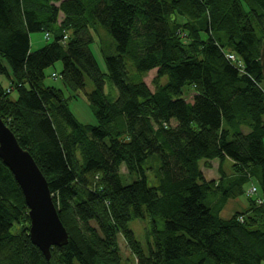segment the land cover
<instances>
[{
	"label": "trees",
	"instance_id": "16d2710c",
	"mask_svg": "<svg viewBox=\"0 0 264 264\" xmlns=\"http://www.w3.org/2000/svg\"><path fill=\"white\" fill-rule=\"evenodd\" d=\"M39 32L50 42L33 51ZM107 33L115 54L105 73L90 44ZM263 43L264 0H0V76L10 80H0V117L48 181L69 236L47 260L0 158V264H124L120 237L134 264H264ZM59 61L73 92L92 80L96 125L79 122L63 90L45 83ZM215 160L219 178L207 180L201 165ZM124 174L138 177L125 184ZM241 196L247 206L223 218ZM146 214L148 253L129 227Z\"/></svg>",
	"mask_w": 264,
	"mask_h": 264
},
{
	"label": "rangeland",
	"instance_id": "374dc122",
	"mask_svg": "<svg viewBox=\"0 0 264 264\" xmlns=\"http://www.w3.org/2000/svg\"><path fill=\"white\" fill-rule=\"evenodd\" d=\"M95 37H96L95 41L90 44V48L99 64V67L103 72L106 73L107 67L105 63V57L110 54H115L114 39L108 33L106 37L101 39L96 34ZM48 42H50V39L49 40L45 39L43 32L33 33L31 35V50L33 51L38 50L41 47L45 46ZM3 63L5 64V66L8 67L9 72L11 73V69L8 66V64L5 61H3ZM62 68H63V64L61 61L57 62L54 66L48 68L46 70L45 83L49 86H54L56 88H60L63 90L65 96L68 97L69 107L79 122L83 124L96 125L97 119L89 106V101L87 98V94L92 92L94 89V84L92 80L88 76H85V81H86L85 89L77 92L76 91L73 92L69 88L65 87L62 79L59 76L60 72L62 71ZM53 73H57V77L52 76ZM156 75H157V69H154L151 70L148 73V75L145 77L146 83L152 90H154L153 79L156 77ZM0 80L2 81L5 87H8L10 85V80L7 76L5 75L0 76ZM110 90H112V86L110 82L107 81L105 85V92H109ZM184 92H185V96L186 95L188 96L187 98H191V96L194 94V91H192V89L189 87H185ZM10 98L11 100H16L18 98V92L16 90H13L10 94ZM211 163H212V167L210 168H206L205 166L201 165V169L204 172V175L207 180L219 178L218 160H215ZM231 164H232V160L230 159L227 160L225 164L226 172L229 174H231L230 173ZM158 165H159V160L156 155L151 156L147 160V164L145 165L148 167L150 166L152 167L146 170V174L148 177V184L150 186L157 185V178L155 176H156V168ZM122 171L124 173H127L124 166L122 168ZM137 177L138 176L136 174H133L131 176L124 174L123 181L125 184H128L131 183L133 180H135ZM252 185L258 186V182L255 178H253L252 181L247 183L245 185V188L248 189V187ZM247 204L248 201L246 199V196H241L236 200L231 199L228 201L225 208L221 211V216L225 219L230 218L235 211L243 209L245 206H247ZM156 221L159 228L162 229L164 227L163 220L157 218ZM129 227L135 233L136 238L141 242L145 252L148 253L149 243L153 242V235L151 233L152 222L149 214H146L145 217L143 218L132 220L129 223ZM119 239H120L119 243H120L121 252L125 259L124 264H134L135 261L134 255H132L131 250L129 249L123 238L120 237Z\"/></svg>",
	"mask_w": 264,
	"mask_h": 264
},
{
	"label": "water",
	"instance_id": "95a60500",
	"mask_svg": "<svg viewBox=\"0 0 264 264\" xmlns=\"http://www.w3.org/2000/svg\"><path fill=\"white\" fill-rule=\"evenodd\" d=\"M260 60L264 73V43ZM0 158L21 187L29 208L31 241L50 260L52 247L68 243V232L59 217L48 181L31 153L20 145L1 117Z\"/></svg>",
	"mask_w": 264,
	"mask_h": 264
},
{
	"label": "built area",
	"instance_id": "2783aa9c",
	"mask_svg": "<svg viewBox=\"0 0 264 264\" xmlns=\"http://www.w3.org/2000/svg\"><path fill=\"white\" fill-rule=\"evenodd\" d=\"M46 37H49L48 36V34H46ZM66 38V37H65ZM228 58L230 59V60H236L237 59V57H236V55H234V54H229L228 55ZM258 192V188H257V186H255V185H252L249 189H247V193L250 195V194H255V193H257Z\"/></svg>",
	"mask_w": 264,
	"mask_h": 264
}]
</instances>
